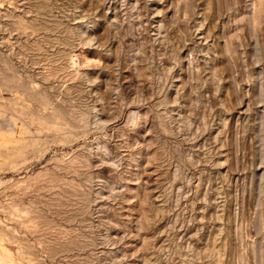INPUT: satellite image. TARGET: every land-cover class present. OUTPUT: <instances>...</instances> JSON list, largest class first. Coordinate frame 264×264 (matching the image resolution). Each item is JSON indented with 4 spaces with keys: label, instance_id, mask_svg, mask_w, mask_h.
<instances>
[{
    "label": "rangeland",
    "instance_id": "obj_1",
    "mask_svg": "<svg viewBox=\"0 0 264 264\" xmlns=\"http://www.w3.org/2000/svg\"><path fill=\"white\" fill-rule=\"evenodd\" d=\"M0 264H264V0H0Z\"/></svg>",
    "mask_w": 264,
    "mask_h": 264
}]
</instances>
